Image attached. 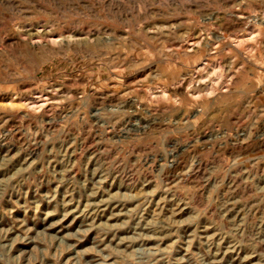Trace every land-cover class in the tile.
I'll use <instances>...</instances> for the list:
<instances>
[{"label":"rangeland","instance_id":"rangeland-1","mask_svg":"<svg viewBox=\"0 0 264 264\" xmlns=\"http://www.w3.org/2000/svg\"><path fill=\"white\" fill-rule=\"evenodd\" d=\"M0 264H264V0H0Z\"/></svg>","mask_w":264,"mask_h":264}]
</instances>
